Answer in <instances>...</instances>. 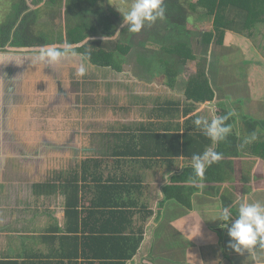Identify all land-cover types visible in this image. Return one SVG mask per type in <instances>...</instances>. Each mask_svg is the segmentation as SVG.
<instances>
[{
  "label": "crops",
  "instance_id": "0c3cea01",
  "mask_svg": "<svg viewBox=\"0 0 264 264\" xmlns=\"http://www.w3.org/2000/svg\"><path fill=\"white\" fill-rule=\"evenodd\" d=\"M26 3L34 10L35 5L32 0H26ZM45 3L43 1L39 7ZM5 17L4 15L2 20ZM259 19L264 20V18ZM244 21L243 14L242 20L237 23H244ZM3 24L0 21V26ZM247 29L250 28L246 27L238 31L242 33ZM233 34L235 39L241 42V46H238L241 54L238 62L233 59V56L230 57L232 53H228L231 41L229 34L226 33L223 39V42H226L225 45L217 44L216 48L206 49L201 53V58L206 61L204 72L208 79V72H210L208 69L212 67L214 57L219 61L217 65L222 66L221 69L224 71L226 69L230 71L233 64L234 66L238 64L236 67H240L239 64L247 67L239 79L233 78L228 82L218 79L213 84L209 80L208 85L214 93L212 101L195 103L188 98L184 87H181L185 92L182 94L183 99L181 95H179L181 99L169 95L167 98L158 99L154 107L147 111L142 108V103L138 106L139 103L135 102L137 109L135 108L134 111L118 113L85 111L82 118H77L75 112L64 115V112L59 114V110L54 112L48 110L53 103L55 109H64L69 99L73 100L74 90H71L69 96L70 85L63 76L64 72L68 71V67L73 64L78 66L80 63L90 65L88 74L92 71L95 74L99 72L103 77L110 75L112 80L104 85L116 87L117 85L112 83L117 79L116 77L126 75L125 65L127 64L123 65V71L119 73L112 68L95 66L81 55L58 66H49L35 61V56L41 47L14 49V53L11 54L0 51V171L9 168L12 175L17 177L8 178L7 185L5 178L2 177L4 181H0V264L102 263L100 260L81 255L63 258L64 254L75 253V248L80 249L82 253L83 247L76 246L71 235L68 236V241H63L64 243L59 239L65 235L67 225L66 195L62 188L58 187L59 182L55 181L56 176L58 173L81 168L85 162L92 160L93 162L89 165L97 166L94 161H100V167L105 168L103 173L106 176L109 174L108 170L114 172L120 186H129L126 180H130L129 184L134 183L133 185L137 186V191L131 193L112 192L100 197L108 201L116 198L120 203L128 204L127 210L136 213L132 226L129 222L125 226L124 224L120 226V229H125L123 235L128 236L136 231L135 234L139 236V230H144L139 250L126 264H264V249L257 247L252 254L246 252L240 255L229 248L230 238L227 231L219 226L221 222L217 220L224 208V198L232 201L234 205L242 200L264 201V187L255 188L257 184H264V147H260L264 146V129L258 131L255 139L248 141L243 136L244 128L242 127L246 117L264 121V54L254 46L252 40L244 41L243 38L247 39L246 37H241L238 33ZM183 61L194 73L197 70L203 71V66H199L200 59L194 60L188 57ZM184 71L182 68V72ZM41 76L44 77L43 80ZM136 78L139 80L135 79L131 81V84L137 83L139 87L148 85L140 81L142 77L137 75ZM154 78L156 82H152L149 87L156 84L157 89L164 85L167 89L173 90L165 85V80L161 79L159 82V78ZM188 82H186L187 85ZM49 83L50 88H48ZM182 84L184 83L180 84L177 81L174 89ZM43 85L50 92L49 98H46L48 101L45 102L46 112H43L40 117L35 116L34 119L44 122L33 123L31 113L26 111L25 106L30 98L33 100L35 96H39V88H44ZM88 85L85 88L90 89ZM220 91L222 95H219ZM31 93L35 96L31 97ZM112 93L117 92L111 90L110 93L100 94V96L112 98ZM91 94L94 95V93ZM118 95L121 97V92ZM139 96L141 97L140 94ZM175 100L180 101L182 110L184 107L191 106L196 109L188 114L181 112L174 118L156 111L159 104ZM68 106L77 107V113L80 115L79 104L72 101V104ZM213 109L214 115H212ZM223 110L227 113L232 111L236 113L230 119L236 134L241 136L240 156L235 165L236 174H231L232 178L216 186L215 190L201 186L200 190L193 194L190 208L169 199L165 189L173 178L182 175L189 168H194L193 160L184 157L167 160L152 156L137 157L132 154L126 158L114 156L117 152L133 153L140 149L136 145V140L145 130L156 134H164L166 130L170 133L185 134L187 121L191 126L194 121H189L198 115L199 118L211 121ZM27 117H30V122L27 125L28 129H24L22 121L26 123L24 120H27ZM63 120H70L72 130L68 136L62 135ZM75 120L78 124L74 126L72 123ZM236 120V125L240 124L239 127L233 125ZM178 124L181 125L179 132L173 129ZM71 136L72 141L65 142ZM99 137L105 140V143L97 142L96 138ZM5 144L11 147L12 152L17 151L18 154H10L8 150L3 149ZM151 146L152 151H157V148H154L155 142H152ZM64 147L72 148L71 162L74 167L69 169L65 163L70 161L65 162L63 158L58 157ZM217 147L218 142L214 143L210 150L216 152ZM26 151L40 154L35 157L25 154ZM73 151L76 153L73 154ZM2 153L8 154L5 155L8 157L6 160ZM79 157H81L80 160ZM119 157L122 159L120 160ZM208 167L205 166L203 174ZM122 174H127L128 177L122 178ZM252 183H255V187ZM96 194L98 196L99 193ZM94 196V193L93 196L87 195L86 204L82 203L87 209L93 208L90 202L92 198H99ZM80 209L82 211L83 208ZM102 210L107 211L104 207L98 208L97 211ZM142 215L147 217L146 222ZM88 225V230L99 227V224L93 226L92 221L88 222ZM106 228L110 227L106 225ZM86 234L91 233L86 231ZM108 251L110 252L109 249H102L104 252L102 254Z\"/></svg>",
  "mask_w": 264,
  "mask_h": 264
},
{
  "label": "trees",
  "instance_id": "16d2710c",
  "mask_svg": "<svg viewBox=\"0 0 264 264\" xmlns=\"http://www.w3.org/2000/svg\"><path fill=\"white\" fill-rule=\"evenodd\" d=\"M44 0H32L33 5L38 6L35 10L28 12L26 0H17L20 3V7L17 10L16 18L11 24H4L0 26V49L5 47L7 44L14 46L13 49L31 48V47H42L47 44H58L62 45L65 43L76 45V51L86 57V59L93 65L101 68H112L113 70L121 73L123 71V65L126 64V54L128 49H120V42H112L110 44L102 43L91 39L93 35L98 34L99 31L105 34L107 37H112L118 29L117 21L112 19L109 20L107 17L105 20L103 17L107 16L108 13H98L100 3L96 0H66L68 2V8L64 10V18L68 17L66 26H69L67 33L63 37L55 35L54 38L49 39L46 33L39 30L41 27L40 19L46 15L47 7L50 10L51 6L57 7L59 4L64 5V0H56V2H46L43 7H39ZM191 0H164V7L166 8V19L177 27H186L189 22L188 10L191 6ZM217 0H201L199 4L205 6L210 3L209 7H215ZM223 3V1L221 2ZM195 3L196 5H199ZM193 5V9L196 7ZM228 6L232 10L244 11L245 21L244 23H237L236 30L242 28H251L252 24L256 22L260 12L264 13V0H229ZM59 10H53L50 13V17L55 16L57 24L60 20L58 15ZM59 11V15L61 13ZM112 17L118 21H122V18L117 13L110 11ZM231 15V13H229ZM237 14V13H236ZM254 15V16H253ZM261 17V16H260ZM21 18V24L18 30L15 32L14 37L11 38V32L17 19ZM223 18L222 14L218 17ZM77 19V21H74ZM89 19V20H88ZM259 19V18H258ZM51 20V18H50ZM79 20V23L77 24ZM91 20V21H90ZM95 22V23H94ZM94 24L93 26L91 24ZM70 24V25H69ZM220 25L225 28H236L234 20L228 18L225 22H221ZM50 27V24L48 25ZM242 27L241 29H239ZM43 29V28H42ZM50 28L47 29V31ZM59 28L57 27V30ZM101 29V30H100ZM223 30H221L223 32ZM36 31H40L36 33ZM77 33H76V32ZM81 35L82 38L75 39L73 36ZM72 39L70 40V38ZM224 35L220 40L223 42ZM64 41V42H63ZM221 45V44H220ZM191 58H194L191 56ZM172 61L167 60L163 68L161 67L162 79L168 87L174 89L179 76L178 64L171 63ZM204 73L198 74L199 83L197 80L189 82L186 88V95L189 99L195 103H204L212 101L214 93L208 85V81L200 82L201 78H204ZM181 103L179 100L166 101L164 104H159L158 113H162L167 117L174 118L181 114V112L188 114L196 109L194 106L184 107L181 109ZM182 110V111H181ZM155 111V112H156ZM226 110L220 111L219 115H225ZM199 118V115L189 122ZM209 120V119H208ZM210 121V120H209ZM231 126V131L227 138L218 142L216 152L220 153L222 158L211 164L207 171L201 175L197 174L194 168L187 169L182 175L173 178L170 185L165 189L166 195L169 199L175 200L180 204L190 208L191 198L193 194L200 190L201 186L204 188L210 187L215 190L216 186H220L232 178L231 174H236V162L240 156L239 143L240 138L233 126L232 121L229 118L226 121ZM186 124L185 134L177 132L170 133L166 130V133L156 134L151 133L149 130H145L141 137L136 140L137 147L140 149L135 150L133 153L130 152H117L114 156H133L137 157H159L164 159L173 158H188L192 160L194 154H203L205 151L210 150L214 146V142L207 137L197 126L193 124ZM242 127L243 136L247 139L252 138L253 134L256 135L259 130L264 129V121L256 120L253 118H244ZM181 125L173 127L180 131ZM152 142H155L157 151H152ZM264 147V146H260ZM120 160L122 157H119ZM90 162L87 161L81 168H77L63 173H58L55 181L59 182L58 187L62 188L63 193L66 195V209L65 217L67 219V225L65 227V235L60 237L61 242L68 241L71 235V239L75 241V245L80 247L82 245V253L80 249L75 248V253L64 254L63 258L70 257H82L91 258L93 260H100L101 264H126V262L133 258V256L139 250V247L143 241V229L139 230L137 236L136 231L132 232L128 236L123 235V228L129 222V225H133V217L136 216L135 212L129 211L126 208L129 207L127 203H120L118 199L111 201L103 200L102 196H106L109 193H131L137 191V186L130 183V180H126L129 186H120L114 172L109 171L108 176L103 173L105 168L100 167V161H94L97 166H90ZM128 177L127 174H122V178ZM255 187V183H252ZM264 184H257L255 188H263ZM95 194L90 200L93 208L85 207L82 203L86 204L87 195ZM96 193H99L98 196ZM113 193V194H114ZM224 207L233 206L234 203L229 199L224 198ZM83 208L82 211L80 208ZM96 207V208H94ZM106 208L107 211H97L98 208ZM233 213L235 208H232ZM150 214V213H149ZM143 217V215H142ZM147 221V217H143ZM92 221L93 226L99 224V227L91 228L88 230V222ZM106 225L110 228H106ZM86 231H90L91 234H86ZM110 247V248H108ZM102 249H109L110 252L102 254ZM89 250V252H88ZM123 250V251H122Z\"/></svg>",
  "mask_w": 264,
  "mask_h": 264
},
{
  "label": "rangeland",
  "instance_id": "374dc122",
  "mask_svg": "<svg viewBox=\"0 0 264 264\" xmlns=\"http://www.w3.org/2000/svg\"><path fill=\"white\" fill-rule=\"evenodd\" d=\"M44 1L51 3L56 2V0H44ZM96 1L100 3L101 5L100 8H102L99 9L97 12L101 14L108 13L107 16L103 17L104 20L108 17L109 20L112 19L114 21H117L118 24L117 30H119L121 34L114 38H110L99 31L98 34L92 36L94 37L93 40L106 44H110L114 41L120 42L121 44L120 49H128V51H126L127 54L125 55L127 59L126 60L127 65H125L126 75H121L116 77L117 79L112 84L117 85L118 87L117 86L109 87L108 85L105 86L104 83L107 84L112 80L110 75L103 77L99 74V72L95 74L92 71H90V73L88 74L87 72V74L83 78L76 79L77 77L75 75V71L77 65L73 64L75 65V67H73V65L72 66L70 65L68 67V71H67L68 73L64 72L63 76H64V80L70 85V87H68L69 96L71 94V90L72 91L74 90L73 92L74 94H72L73 100L69 99V102L65 104L64 109L63 108L55 109L54 103L51 104L50 106L51 108L49 107L48 109L49 111L51 110V112L59 110V114L60 112H64V115L75 112L77 118H82L84 116L85 111L88 112L97 111L101 113L109 112V111L115 113H118L120 111H124V112L134 111L135 108L137 109V107L134 104L135 102H137V104L139 103L138 106H140V104L142 103V108H144V110L147 111L148 109L153 108L155 102H157V100L160 98H167L169 95L170 96L174 95L176 98L181 99V97H179V95H181L183 99L182 94L186 92V88H187L186 82L189 81L191 83L194 82V80H197L198 82L195 83H199V79L197 77L198 74L204 73L203 74L204 78H201L200 82L206 81L207 79V81L209 82L210 80V83L212 84L216 80L218 81V79L225 80L226 82H228V80H232L233 78L239 79L243 74V71L246 70L247 67H244L241 64H239L240 67H236L238 64L235 66L233 64L231 68L228 65L230 71L228 69H226L227 71L226 70L224 71L221 69L222 66L220 67L219 64L217 65L219 61H217L215 57L213 58L214 63L212 64V67L208 69L210 71L208 72L209 79L207 78L204 72V68L206 67V61L201 58L202 57L201 53L206 49L211 50L212 48H216L217 44L225 45L226 42L220 41L222 39V36L225 35V33L229 34L231 41V46L228 47L229 48L228 53L229 54L232 53V55L229 56L230 57L233 56L234 57L233 59L235 61L238 62L241 57L240 49L238 47L241 46V42L238 39H235L233 33L235 34L238 33L241 35V37L243 36L246 37L247 39L243 38L244 41L252 40L254 46L257 49H259L262 54H264V20L262 21L258 19V18L263 19L264 13L260 12L258 14L259 17L256 19V22L252 24L253 25L252 28L247 29L242 33H239V31L236 30L237 27L239 26L236 25L237 22L242 20L244 11L238 12L235 9L232 10V12H230L231 7L228 6L229 0H217L215 7L213 8L209 7L211 5L210 3H208L205 6L204 4L202 5L199 4L201 0H191L192 4L191 6H189V10H188L189 22L185 28L177 27L176 25L172 24L168 19L165 18L164 20H158L154 24L146 25L145 28L140 33L137 34L128 33L126 26H123L122 13L126 12L129 9L132 0H96ZM222 1L223 3H221ZM3 2H6V5H8L10 8V10H5L9 13L8 16L6 17L8 20L6 22L14 20L16 18V12L20 7L19 5L20 3H18L17 0H0V13L4 12L3 8H5V6L1 5V3ZM12 2L14 3V5L12 4ZM195 3L196 4L198 3L199 5L195 6ZM193 5L196 7V10L193 9L194 8ZM62 7H64L63 9H66V7L68 8V2L66 0H64V5L59 4L57 7L51 6L50 10H48L47 7V13L42 17L43 21H41L42 19L40 20L41 27L39 28V30H42L41 32L46 33L49 39L54 38L56 34L64 38V35L67 33L66 31L68 30L69 26H66V23L67 21L69 22L70 20L68 17L64 18V10L61 11ZM35 8L36 7L34 6L33 9L35 10ZM53 10L61 11L60 15H59V11L57 15L60 20L59 24H57V21L55 20V16L50 17V13ZM110 11H113L114 13L120 15L122 21H118L114 17H112ZM229 13H231V15ZM220 14H222L223 16L221 20H219L220 18H218ZM228 18L234 20L236 28H225V32H224L223 27L220 25V23L225 22L226 20H228ZM74 21H77V19H74ZM78 23L79 20L77 24ZM49 24L50 27H48ZM91 25L93 26L94 24L92 23ZM57 27L59 28L58 30ZM48 28L50 29L47 31ZM221 30H223V32ZM39 32L40 31H36V33ZM73 37L77 40L78 38L79 39L82 38L81 35H75ZM71 39L72 37L70 38V40ZM213 54H215L214 49H213ZM191 56L194 57L192 58L194 60L195 58L200 59L199 66H203V71L198 72L197 70L196 73H194L193 71H191L188 65H186V62L183 61V59H187L188 57L191 58ZM0 57H1V53H0ZM31 58L34 59V57ZM167 60L172 61L171 63L175 62L176 64H178L179 62L178 69L180 72L177 79L180 78V80L177 81L180 82V84L181 82L184 83L182 84L184 86L179 85L177 89H173L172 91L169 88L167 89L164 85L163 86L161 85V87H159L158 89L156 87V84H153L151 87H149L152 82H156L154 77L159 78L158 81L161 82L160 80L162 79V76L164 77V74H162V72L161 73L159 72L162 71L161 67L163 68L164 63ZM182 68L183 70H185L184 72H182ZM226 74L228 75L225 76ZM137 75L138 77H142L140 78V81H143L148 85L139 87L137 83L131 84V81H134L135 79L139 80L136 78ZM41 79L43 80L44 77L41 76ZM83 80L86 81L83 82ZM87 80L89 81L92 80L94 82L91 83L90 81L89 83ZM80 81H82V83H80ZM42 83L44 82L42 81ZM87 84H89L88 88L90 89H87V87L85 88ZM49 86H51L50 83L48 85V88H50ZM43 87L44 88L42 87L39 88V96L36 97L34 93H31L30 96L31 97L35 96V98H33V100L30 98L32 102L29 99L28 104H26V106L24 105L26 107V111L31 113L30 117L33 118L32 119L33 123L44 122L42 120L41 121L36 120V118L34 119L35 116L40 117V115L43 112H46L47 104L45 102L48 101L46 98H49L48 96L50 95V92L48 91V89L45 88L46 86L43 85ZM181 87L182 88L184 87L185 92ZM111 90L117 92L114 94L112 93V98L110 96H105V97L100 96V94H104L107 92L110 93ZM120 92H121V97L118 95V93ZM91 93H94V95L98 97H95ZM138 93L141 95V97L139 96ZM231 93L233 94V92ZM219 95H222L221 91ZM34 101L36 103H33ZM72 101L75 104L80 105V110H81L80 115L77 113L78 112L77 107L68 106V104L69 105L72 104ZM22 109L24 111L25 108L23 107ZM212 115H214V109L212 110ZM30 117H27V120L23 119L24 121H26V123H23L22 121V126L24 127V129H28L27 125L30 122L29 120ZM240 121L241 120H239V122ZM77 122L78 121L75 120L74 123L72 124H74L75 126L76 124H78ZM236 123L237 120L233 122V125L235 127H239L240 124L236 125ZM25 126H27V128H25ZM71 130L72 127L70 124V120H65V121L63 120L62 135L68 136ZM71 138L72 136L70 137L69 140L65 142L67 143L71 142L72 141ZM251 139L252 138L248 139V141H251ZM96 140L99 143H103V142L105 143V140L103 141V139H101L100 137L96 138ZM41 144H43V142H41ZM3 149L8 150L10 154H18L17 151L12 152L10 150L11 147H9L7 144H5ZM71 149L72 148L64 147L63 150L61 149V152L58 155V157L63 158L65 162L70 161L68 163H65V166H67L68 169L74 167V165L72 164L73 162H71V154H72ZM74 153H76V151H73V154ZM25 154L33 155L36 157V155H39L40 153L26 151ZM5 155L3 154V158H5L6 160L8 157H6ZM80 159L81 157H79V160ZM2 177L5 178V182L7 181L8 178L9 179L17 178L16 176L12 175L11 169L9 168H5L4 170L0 171V181H4ZM7 191H9V188H7Z\"/></svg>",
  "mask_w": 264,
  "mask_h": 264
},
{
  "label": "clouds",
  "instance_id": "9594fccd",
  "mask_svg": "<svg viewBox=\"0 0 264 264\" xmlns=\"http://www.w3.org/2000/svg\"><path fill=\"white\" fill-rule=\"evenodd\" d=\"M122 15L123 26H126L127 32L140 33L146 25L166 18L164 0H132L129 9ZM120 34V31L117 30L110 38ZM76 47V45L68 43L44 45L36 54L35 61L49 66H58L69 59H76L82 55L76 51ZM89 67L90 65L80 63L76 67V77L83 78ZM235 115L236 113L232 111L222 116H214L211 121L197 118L194 120V124L214 143H217L227 138L231 126L226 121ZM252 139H255L254 134ZM221 158L220 153L211 150L205 151L202 155L194 154L192 156L194 170L197 174H203L206 165L210 166ZM233 207L235 208L234 213ZM217 220L221 222L219 226L227 231L230 238L228 247L235 253L252 254L257 247L264 249V201L242 200L233 206L224 207Z\"/></svg>",
  "mask_w": 264,
  "mask_h": 264
},
{
  "label": "flooded vegetation",
  "instance_id": "af4514ba",
  "mask_svg": "<svg viewBox=\"0 0 264 264\" xmlns=\"http://www.w3.org/2000/svg\"><path fill=\"white\" fill-rule=\"evenodd\" d=\"M12 4L14 5V3L12 2ZM27 4V3H26ZM2 6H5V8H3L4 12L0 13V21L5 23L7 20V16H8V12L5 11V10H10L9 6L6 5V2H3ZM28 7V12L29 11H33L31 6H27ZM15 10V9H14ZM10 12V11H9ZM17 13V12H16ZM4 15L6 16L3 20H2V17H4ZM14 20L12 21H9V22H6L5 24H11L13 23ZM20 24H21V18L20 19H17V22H15L14 26H13V29H12V32H11V38L14 37V34L15 32L18 30V28L20 27ZM14 46H11V44H7L5 47H3L2 49H0L1 52H5V53H8V54H11V53H14ZM17 54H19L18 52H16Z\"/></svg>",
  "mask_w": 264,
  "mask_h": 264
}]
</instances>
